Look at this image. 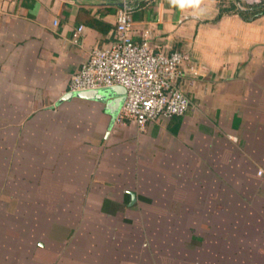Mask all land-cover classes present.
Segmentation results:
<instances>
[{
  "label": "crops",
  "instance_id": "0c3cea01",
  "mask_svg": "<svg viewBox=\"0 0 264 264\" xmlns=\"http://www.w3.org/2000/svg\"><path fill=\"white\" fill-rule=\"evenodd\" d=\"M106 1L0 0V264H264V1L127 0L185 55L190 110L144 128L64 100Z\"/></svg>",
  "mask_w": 264,
  "mask_h": 264
},
{
  "label": "built area",
  "instance_id": "2783aa9c",
  "mask_svg": "<svg viewBox=\"0 0 264 264\" xmlns=\"http://www.w3.org/2000/svg\"><path fill=\"white\" fill-rule=\"evenodd\" d=\"M117 12L115 42L108 48H94L70 81V91L80 92L122 86L126 100L117 119L140 128L153 120L183 116L191 101L177 85L185 55L156 50L149 41L136 42L132 36L133 17L127 0ZM260 3L264 0H248ZM55 25L58 21L54 22ZM84 26L78 28L83 33ZM79 43L78 37L74 39ZM263 171H260V175Z\"/></svg>",
  "mask_w": 264,
  "mask_h": 264
},
{
  "label": "water",
  "instance_id": "95a60500",
  "mask_svg": "<svg viewBox=\"0 0 264 264\" xmlns=\"http://www.w3.org/2000/svg\"><path fill=\"white\" fill-rule=\"evenodd\" d=\"M78 1V0H75ZM106 5H114L117 7H123V2L121 0L116 1H106ZM255 8H250L249 10H254ZM126 89L122 86H115L104 88L100 90H88V91H80V92H70L65 97V99L72 98L74 96L80 97L83 99L90 100H98V101H106L108 98H112L108 101L107 107L112 114L118 116L122 105L126 100Z\"/></svg>",
  "mask_w": 264,
  "mask_h": 264
}]
</instances>
